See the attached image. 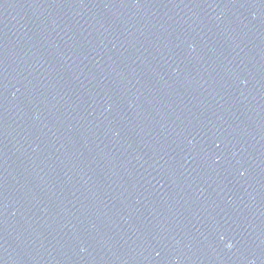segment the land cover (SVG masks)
Masks as SVG:
<instances>
[{
    "label": "water",
    "instance_id": "95a60500",
    "mask_svg": "<svg viewBox=\"0 0 264 264\" xmlns=\"http://www.w3.org/2000/svg\"><path fill=\"white\" fill-rule=\"evenodd\" d=\"M0 264H264V0H0Z\"/></svg>",
    "mask_w": 264,
    "mask_h": 264
},
{
    "label": "clouds",
    "instance_id": "9594fccd",
    "mask_svg": "<svg viewBox=\"0 0 264 264\" xmlns=\"http://www.w3.org/2000/svg\"><path fill=\"white\" fill-rule=\"evenodd\" d=\"M229 247H231V245H229Z\"/></svg>",
    "mask_w": 264,
    "mask_h": 264
}]
</instances>
